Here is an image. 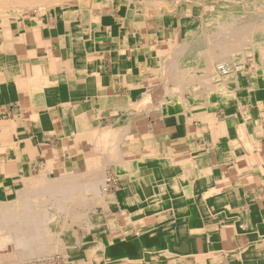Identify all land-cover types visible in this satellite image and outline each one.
<instances>
[{
	"label": "crops",
	"instance_id": "0c3cea01",
	"mask_svg": "<svg viewBox=\"0 0 264 264\" xmlns=\"http://www.w3.org/2000/svg\"><path fill=\"white\" fill-rule=\"evenodd\" d=\"M97 2L67 9L49 27L41 6L0 10L13 14L0 15V201L43 173L98 169L118 146L129 163L106 166L122 173L116 196L140 203L149 223L131 228L127 207V228L115 236L151 237L161 253L126 264H264V85L256 71L250 63L240 70L243 103L134 107L163 67L164 40L192 23ZM108 220L118 226L115 215Z\"/></svg>",
	"mask_w": 264,
	"mask_h": 264
},
{
	"label": "bare ground",
	"instance_id": "6f19581e",
	"mask_svg": "<svg viewBox=\"0 0 264 264\" xmlns=\"http://www.w3.org/2000/svg\"><path fill=\"white\" fill-rule=\"evenodd\" d=\"M118 1L127 3L148 18L161 14H169L173 18L187 17L188 12L184 9L186 3L195 2L196 7L200 8V20L195 22V28L185 31L178 28L176 39L164 40L166 52L163 67L143 86L144 99L133 104L134 107L152 110L160 105L162 109L167 108L163 111L170 112L204 107L218 100L225 103L229 97L231 101L241 102L244 99L245 80L241 76L242 66H237L240 62H250L261 86L264 85V14L259 12L256 15L252 9L247 10L246 3L253 5V0ZM96 2L0 0V10L6 8L12 11L14 8L9 5L24 3L41 6L40 10L47 9L43 17L49 27L57 19L63 20L67 9L78 10L85 4L94 5ZM8 11L0 15H13ZM33 30L13 29L12 33L19 37L24 31L28 33ZM247 52L252 60L246 56ZM117 149L110 150L107 158L100 160L101 167L98 169H87L83 173L67 172L62 177L43 173L26 179L29 181L18 191L17 197L0 201V264H60L61 255L64 264H126L141 257L152 262L155 256H160L161 253L153 248L155 242L151 237L127 239L115 236L118 232L116 229L127 228L126 222L120 219L127 207L131 228L149 223L139 216L144 209L139 207L140 203H122L121 194L116 196L115 193L119 188L111 194L108 192L111 176L107 175L106 166H121L122 160L124 163L127 161L126 156ZM121 177L118 167V174L114 178L119 182ZM82 205H87V208L82 209ZM98 206L102 209L98 210ZM113 215L117 217V222H113L118 226H111L108 220ZM85 231L97 238L85 239ZM108 237H112L113 242L108 241ZM142 248L147 252H138Z\"/></svg>",
	"mask_w": 264,
	"mask_h": 264
},
{
	"label": "rangeland",
	"instance_id": "374dc122",
	"mask_svg": "<svg viewBox=\"0 0 264 264\" xmlns=\"http://www.w3.org/2000/svg\"><path fill=\"white\" fill-rule=\"evenodd\" d=\"M254 2H253V5L252 4H250V5H247V3H246V8H247V10H250V9H252V11L253 12H256L255 14L256 15H259V12H261L260 14H264V0H257V2H255V0H253ZM258 1H260V2H258ZM194 3V4H193ZM255 3V4H254ZM196 3L195 2H192L191 4H189V3H186V4H184V9H185V11H187L188 12V14H187V17H184V18H180V19H183V20H189V21H192L191 23H192V27L193 28H195V22L196 21H199L200 20V8L199 7H196V5H195ZM249 4V3H248ZM252 5V6H251ZM256 5V6H255ZM248 6H250V8L248 7ZM258 12V13H257ZM190 16V17H189ZM247 57H249L250 58V60H252V57H251V55H249V53L247 52V55H246ZM249 58L247 59V60H249ZM250 63V62H249ZM248 63V64H249ZM245 64H242L241 62L240 63H237V66L239 67V66H242V68H243V66H244ZM250 65H251V63H250ZM253 70H255V69H253ZM188 96H189V94H187ZM67 174V172H62V173H60V177H62V176H65V175ZM107 175L108 176H111V179H109V181H108V185H109V194H111L112 192H115L116 191V188H117V186H118V181L116 180V178H114V175H115V173H113V172H108L107 173ZM113 177V178H112ZM112 180V181H111ZM113 183V184H112ZM86 206V208H87V205H82L81 206V208L83 209L84 207ZM81 209V210H82ZM97 209L99 210V209H102V208H100V206H98L97 207ZM83 211V210H82ZM78 228V227H77ZM86 232V231H85ZM96 236V235H95ZM84 237H85V239H88V240H91L93 237L91 236V235H89V234H85L84 235ZM94 239V238H93ZM63 257H62V255L60 256V264L62 263V261H61V259H62ZM62 264H64V263H62Z\"/></svg>",
	"mask_w": 264,
	"mask_h": 264
}]
</instances>
